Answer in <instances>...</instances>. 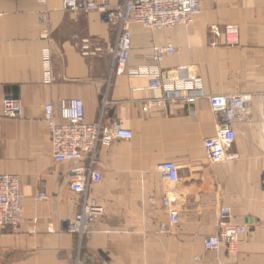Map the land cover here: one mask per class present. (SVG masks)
Here are the masks:
<instances>
[{"label":"crops","instance_id":"obj_1","mask_svg":"<svg viewBox=\"0 0 264 264\" xmlns=\"http://www.w3.org/2000/svg\"><path fill=\"white\" fill-rule=\"evenodd\" d=\"M201 6L188 25L131 24L128 71L116 75L118 36L101 13H71L63 0H0V173L19 175L24 195L20 226L0 228V264H264V0ZM229 27L238 29L235 43ZM168 45L176 52L156 63L154 47ZM47 47L51 83L43 78ZM154 68L171 80L197 78L208 95H252L253 118L237 125L227 161L206 156L203 141L217 123L208 99L197 101L195 114L184 104L162 109V90L147 74L131 73ZM9 96L21 103V118L3 115ZM72 98L84 101L87 121L119 120L133 131L98 149L102 181L91 193L105 213L82 237L66 229L82 197L70 189L73 163L53 158L44 110L53 103L58 112ZM164 161L179 167L175 185L161 175ZM41 189L47 197L37 201ZM167 196L176 197L179 221L163 232ZM222 206L248 231L233 252L207 251L204 239L219 232Z\"/></svg>","mask_w":264,"mask_h":264},{"label":"built area","instance_id":"obj_2","mask_svg":"<svg viewBox=\"0 0 264 264\" xmlns=\"http://www.w3.org/2000/svg\"><path fill=\"white\" fill-rule=\"evenodd\" d=\"M63 8L71 13L97 11L102 14L103 21L116 29L118 36L115 50L114 72L116 75L128 71L131 56L132 32L130 25L139 23L146 29L162 30L181 25H188L202 12L201 0H124L113 3L111 0H63ZM48 15L42 16L47 22ZM229 43H235L238 29H226ZM49 29H45L48 38ZM79 39V36H74ZM88 40H83L84 53L89 51ZM154 60L161 63L166 55H172L176 48L172 45L155 46ZM133 75L147 74L150 84L162 90L156 99L158 107L165 109L175 104H184L191 114H195V105L199 99H208L216 117V132L204 139L203 145L207 159L211 164H220L228 160L229 151L233 148L237 125L253 118L252 95L226 94L208 95L199 79L184 81L163 78L160 68L131 72ZM43 78L45 83L54 80L51 49L43 51ZM52 155L56 162H72L70 171V189L82 197L80 209L72 219L67 221L66 229L80 237L85 235L99 217L105 213V207L92 196L94 184L102 181L100 170L96 167L97 152L102 145H109L117 140L130 139L133 131L123 126L119 120L105 123L103 119L95 123L87 121L85 103L82 99H63L59 111L53 103L44 106ZM3 115L7 118H21V103L13 97L5 100ZM162 177L175 185L179 179V167L173 161H164L159 165ZM47 197L44 189L35 196L37 201ZM176 197L167 196L163 205L169 209V217L162 222L161 230L167 232L179 221V212L173 207ZM24 195L19 175L0 173V228L17 229L23 219ZM247 224L238 225L233 222L232 209L222 206L219 213V232L204 239L207 251H219L226 247L235 251L241 238L247 233Z\"/></svg>","mask_w":264,"mask_h":264}]
</instances>
